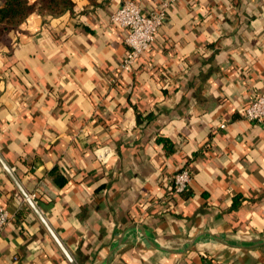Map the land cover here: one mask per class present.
<instances>
[{"label":"crops","instance_id":"crops-1","mask_svg":"<svg viewBox=\"0 0 264 264\" xmlns=\"http://www.w3.org/2000/svg\"><path fill=\"white\" fill-rule=\"evenodd\" d=\"M71 1L0 48V264H264V0H135L169 3L131 72L121 0Z\"/></svg>","mask_w":264,"mask_h":264},{"label":"built area","instance_id":"built-area-1","mask_svg":"<svg viewBox=\"0 0 264 264\" xmlns=\"http://www.w3.org/2000/svg\"><path fill=\"white\" fill-rule=\"evenodd\" d=\"M168 3L164 2L154 13L146 15L135 0H121L111 14L110 21L125 33L126 52L120 64L122 72L133 71L140 55L152 46L166 18ZM242 118L250 123H264V89L253 95L250 104L242 111ZM221 128H224V125H221ZM108 156V150L104 149V153L98 156V159L103 160ZM192 176V171L187 167L175 172L172 177L173 192L175 194L186 192ZM28 197L31 200L35 196ZM10 219L7 210L0 204V236Z\"/></svg>","mask_w":264,"mask_h":264},{"label":"trees","instance_id":"trees-1","mask_svg":"<svg viewBox=\"0 0 264 264\" xmlns=\"http://www.w3.org/2000/svg\"><path fill=\"white\" fill-rule=\"evenodd\" d=\"M73 7L71 0H39L34 4L29 0H0V48L12 47L11 33L18 30L31 13L37 11L58 17L65 11L71 12Z\"/></svg>","mask_w":264,"mask_h":264},{"label":"water","instance_id":"water-1","mask_svg":"<svg viewBox=\"0 0 264 264\" xmlns=\"http://www.w3.org/2000/svg\"><path fill=\"white\" fill-rule=\"evenodd\" d=\"M5 170L12 176L9 168L2 163ZM16 185L18 186L20 192L22 193L23 197L25 198V200L34 208L35 212L38 213L37 209L34 207L33 202L29 199L28 195L22 190V188L19 186V184L15 181ZM51 235L53 236V238L55 239V241L57 242V244L59 245V247L63 250V252L65 253L66 257L69 259V261L72 262L70 256L67 254V252L65 251V249L63 248V246L61 245L60 241L57 239V237L54 235V233L49 229Z\"/></svg>","mask_w":264,"mask_h":264}]
</instances>
